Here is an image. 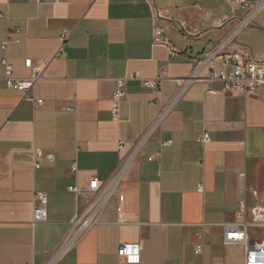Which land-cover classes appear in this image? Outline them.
I'll use <instances>...</instances> for the list:
<instances>
[{
    "label": "crops",
    "instance_id": "0c3cea01",
    "mask_svg": "<svg viewBox=\"0 0 264 264\" xmlns=\"http://www.w3.org/2000/svg\"><path fill=\"white\" fill-rule=\"evenodd\" d=\"M237 1L0 0V264H124L116 254L125 244L140 246L139 264L243 263L240 247L223 244V225L241 212L246 222L264 223V86L243 97L196 82L141 142L175 98L176 81L189 78L247 17ZM154 11L178 51L173 59L152 43ZM260 14L223 55L264 63ZM4 59L17 79L39 72L31 90L5 87ZM213 68L223 66L218 60ZM161 72L158 90L142 86ZM118 80L125 97L116 122L110 100ZM202 134L208 140L198 143ZM36 151L52 161L41 159L35 169ZM130 156L98 223L59 253L75 215L104 189L76 197L68 188L85 192L93 179L108 185ZM39 192L47 195V217L33 223ZM261 230L250 229V237Z\"/></svg>",
    "mask_w": 264,
    "mask_h": 264
},
{
    "label": "built area",
    "instance_id": "2783aa9c",
    "mask_svg": "<svg viewBox=\"0 0 264 264\" xmlns=\"http://www.w3.org/2000/svg\"><path fill=\"white\" fill-rule=\"evenodd\" d=\"M43 3H49L50 0H37ZM150 2V0H146ZM240 9L247 10L248 15L244 20H241L235 30L222 42V44L214 50L210 55H208L197 67L195 72L187 79L176 81L178 88L177 94L170 106L162 110L155 121L153 122L151 128L147 134L142 138L141 142L145 140L158 125L164 120L169 110L180 100L185 91L196 82H207L210 86L213 84H220L223 93H230L233 95H240L243 97H248L254 95L259 88L264 86V63L258 64L250 61H244L241 55H223L222 51L232 42L233 38L242 29L251 26L254 18L264 10V0H260L255 5H252L245 0H238L236 2ZM2 18V16H0ZM160 19V14L158 11H154L151 16L152 20V43L154 46H163L166 48L168 53V59H173L178 55V51L169 44L164 30L158 25V20ZM68 37L66 32H61L60 39L65 41ZM222 64L223 68L229 67L230 73H226L225 69H214L213 64L218 61ZM1 64L3 66V82L8 90H15L20 92H26L33 88L36 81L39 79V72L37 70H32V76L29 80H20L13 76V67L7 62V60H2ZM24 67L26 69H31V60H26L24 62ZM202 71H208L209 76L207 79L201 78ZM166 79L165 72H161L158 76L153 79L142 80L141 84L144 88L150 90H158L162 82ZM124 80H118L116 82V89L112 94L110 100V113L113 121L118 122L120 113V104L125 97L124 90ZM211 95L219 94L215 90L208 92ZM208 140L207 134H202L197 138L198 143H205ZM122 142H119L118 150L122 149ZM171 142H164L161 147H168ZM52 161V156L42 157L41 154L35 152V162L34 167L39 168V160ZM153 158H148V161H152ZM131 161V156L126 159L120 165L117 173L110 180L108 185L103 186L101 182L96 179L90 181L88 190L81 192L76 187H69L68 192L73 193L76 197L82 195L83 193L88 197L92 194L98 193L101 189L103 191L95 199L89 198L87 200L88 209L84 214L77 213L70 224V229L66 235L60 252L62 253L68 249H71L78 240L84 235L86 231L95 226L98 223V217L100 211L104 208L109 198L116 191L118 181L122 178L129 162ZM76 172V166L73 164L71 166V173ZM243 175H241V178ZM198 191H202V186L198 187ZM47 195L45 193H36L33 199L32 208V221L33 223H43L46 221L47 212ZM252 228H262L264 229V223H251L246 222L243 218V212L238 216V221L232 224L223 225V244L225 246H238L242 249L243 253V263L242 264H264V241H254L249 236V231ZM203 244L202 237L198 236V241L194 246V254L196 256L202 255ZM118 262L124 264H139L141 260V250L138 244H125L118 248L117 250Z\"/></svg>",
    "mask_w": 264,
    "mask_h": 264
},
{
    "label": "rangeland",
    "instance_id": "374dc122",
    "mask_svg": "<svg viewBox=\"0 0 264 264\" xmlns=\"http://www.w3.org/2000/svg\"><path fill=\"white\" fill-rule=\"evenodd\" d=\"M260 15L262 16V18L264 17V10H262V13ZM250 238H252L254 241H257V242L264 241V229L261 231H258L257 234L254 235V237H250Z\"/></svg>",
    "mask_w": 264,
    "mask_h": 264
}]
</instances>
